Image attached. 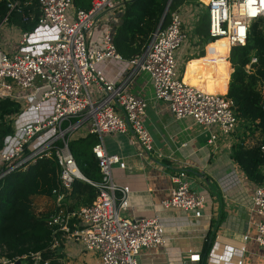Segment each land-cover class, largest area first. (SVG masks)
Masks as SVG:
<instances>
[{
    "label": "built area",
    "instance_id": "2783aa9c",
    "mask_svg": "<svg viewBox=\"0 0 264 264\" xmlns=\"http://www.w3.org/2000/svg\"><path fill=\"white\" fill-rule=\"evenodd\" d=\"M197 2L208 13L212 42L228 40L227 59L234 46L247 44L253 26L264 20V0ZM18 4H10L11 11ZM119 5L117 0H94L92 8L85 10L77 8L74 0H39L37 28L53 27V38L42 49H27L32 34L24 31V47L13 53L0 40V90H6L0 92V98L11 97L23 104L22 112L11 117L13 134L0 150V178L26 170L40 158L54 159L59 167V186L52 192L53 209L48 217V224L54 228V247L65 239L77 240L86 251L98 255L96 262L88 264H141L144 249L167 244V229L160 217L122 215L130 206V187L114 181L113 169H126L127 162L122 155L107 151L102 143L93 149L103 175L100 183H94L98 195L90 205L71 208L74 181L87 180L69 147L75 133H83L85 126L87 134L100 138L132 133L130 142L141 146L140 154L153 150V138L145 124L149 102L140 93H127L140 73L150 75L154 99L165 103L175 119L192 118L204 127L212 146L234 135L243 122L228 94L201 89L181 76L177 54L189 37L183 5L171 13L169 24L153 34L140 55L124 58L117 51L110 28L104 32L101 46H94L90 35L101 15ZM257 61L254 57L247 70ZM110 64L116 67L121 80L108 77L105 67ZM261 89L264 92V77ZM172 179V196L163 200L162 206L204 217L209 192L186 170H180ZM252 203L262 217L256 223L254 239L264 252V184L257 186ZM248 238L246 235L245 240ZM0 253L2 264H20L6 256L7 249H0ZM35 258L38 262L39 254Z\"/></svg>",
    "mask_w": 264,
    "mask_h": 264
},
{
    "label": "crops",
    "instance_id": "0c3cea01",
    "mask_svg": "<svg viewBox=\"0 0 264 264\" xmlns=\"http://www.w3.org/2000/svg\"><path fill=\"white\" fill-rule=\"evenodd\" d=\"M182 11L186 26L195 38L178 51L179 65L186 59L185 66L180 67V73L185 80L204 84L206 75L202 67H196V60H193L201 57H190V52L195 49L200 55L203 52L207 55L209 38L196 33L206 9L197 0H192L182 6ZM114 13L112 11L101 15L100 22L90 35V42L94 46H101L102 36L110 24L120 23L119 15ZM23 32L14 24L1 25L0 40L7 51L13 53L24 47L21 44ZM30 32V42L25 45L28 46L27 49L32 46L42 49L53 38L56 30L53 27H36ZM203 39L207 43L204 48L199 49L195 45ZM229 63L230 72L221 78L225 81L226 92L216 93L229 92L231 74L234 71L230 61ZM105 68L110 79L120 77L113 64ZM189 70L197 71L190 79ZM127 93H140L149 102L145 124L153 138V150L140 154L141 146L130 142L132 133L103 135L99 143L107 151L122 155L127 162L126 169H113L114 181L130 187V206L123 213L130 217L158 216L167 229V244L156 249H144L140 255L141 264H202L200 256L213 220H217L219 224L207 264H239L241 260L243 264H264V252L254 239L256 223L262 219L255 212L252 203L259 185L250 181L231 157L233 144L245 133V124L242 122L234 135L218 146H212L208 143V131L204 127L198 126L189 118L175 119L165 103L154 99V88L148 73H140L128 86ZM21 105L23 107L22 103ZM85 135L87 134L80 133L79 136ZM248 143L252 144L253 140ZM177 170H186L195 182L209 192L210 202L204 217L198 218L181 209L162 206V201L172 196L175 186L172 177ZM118 196L120 198L121 194L118 193ZM73 205L75 202L72 207ZM246 235H249L247 240ZM63 244V264H88L98 260V255L86 251L77 240L65 239ZM220 255L223 256L222 260Z\"/></svg>",
    "mask_w": 264,
    "mask_h": 264
},
{
    "label": "trees",
    "instance_id": "16d2710c",
    "mask_svg": "<svg viewBox=\"0 0 264 264\" xmlns=\"http://www.w3.org/2000/svg\"><path fill=\"white\" fill-rule=\"evenodd\" d=\"M93 1L74 0V4L77 8L90 10ZM169 1L129 0L114 10V14L120 17V23L114 22L109 28L113 32L117 51L124 58L131 59L143 53L159 29ZM189 1L192 0H172L161 28L169 24L173 11ZM17 2L19 4L11 11L10 4ZM6 17L8 23L19 26L23 31H33L40 17L39 0H0V24ZM196 33L210 38L206 11ZM228 49L222 42H212L208 45L206 56L203 52L199 55L201 58L193 60H196V67H202L206 81L223 92H226V84L221 78L229 73L231 62L234 71L228 95L234 100L237 114L246 128L243 137L240 136L233 144L231 157L250 181L261 185L264 182V92L261 89L264 77V20L253 26L245 46L231 49L229 61ZM254 57L258 61L248 71L247 66ZM196 73L189 70L188 79ZM21 108V103L11 97L0 98V150L5 146L6 138L13 134L11 117ZM249 140L253 143L249 144ZM99 142L100 137L95 134L75 137L69 142L70 150L88 180L74 181L71 196L75 205L72 208L90 205L98 195L94 183H100L103 175L93 149ZM58 186V164L47 157L40 158L26 170L14 171L0 178V249H7L6 256L10 260L20 264H63L64 244L54 247V228L48 224L51 212L39 214L34 208L35 197L50 198ZM218 224L217 220L212 221L200 256L202 264H207ZM36 254L40 256L38 262Z\"/></svg>",
    "mask_w": 264,
    "mask_h": 264
},
{
    "label": "rangeland",
    "instance_id": "374dc122",
    "mask_svg": "<svg viewBox=\"0 0 264 264\" xmlns=\"http://www.w3.org/2000/svg\"><path fill=\"white\" fill-rule=\"evenodd\" d=\"M120 3H122V1L121 0H117V4H120ZM73 8H75V6L73 7ZM73 8H71V10H73ZM6 26V25H5ZM8 27V26H7ZM188 33H189V37H188V40H187V43H190L194 38H195V36L193 37V35H192V31H187ZM21 34V33H20ZM193 38V39H192ZM192 39V40H191ZM19 40V39H18ZM191 40V41H190ZM206 43H207V40H205V39H203L199 44H196L195 46H198L199 47V49H201V48H204V46L206 45ZM191 54V55H190ZM190 57L191 56H197V55H200V53H197L196 51H195V49L193 50V51H191L190 52ZM185 64H186V59L184 60V62H183V64L181 63L180 65H179V67H184L185 66ZM228 72H230V70L228 71ZM6 92V90H0V92ZM15 92H17V91H15ZM189 119H191L193 122H194V120L192 119V118H189ZM197 127V126H196ZM201 128V127H200ZM83 133H85V134H87L88 133V127L87 126H85L84 127V130H83ZM80 135V132H77V133H75L73 136L74 137H78ZM207 136H209L208 135V133H207ZM73 202H75L74 201V199H73ZM73 202H72V204H73ZM34 208H35V211L37 212V213H45V212H51V210L53 209V201H52V199H50V198H48V197H45V196H37V197H35V199H34ZM122 215H124L125 216V213H122ZM8 252V251H7ZM4 254V253H3Z\"/></svg>",
    "mask_w": 264,
    "mask_h": 264
},
{
    "label": "bare ground",
    "instance_id": "6f19581e",
    "mask_svg": "<svg viewBox=\"0 0 264 264\" xmlns=\"http://www.w3.org/2000/svg\"><path fill=\"white\" fill-rule=\"evenodd\" d=\"M214 42H216V43L222 42L229 48V43H228V40L226 38H220V39H218L217 41H214ZM185 81L189 82L192 85H196V86H198L201 89L207 90L209 92H213V93H216L217 91L223 92L221 88H218L217 86H213L210 81H206L207 84L206 83H204V84H196V83L192 82L191 80H185Z\"/></svg>",
    "mask_w": 264,
    "mask_h": 264
},
{
    "label": "water",
    "instance_id": "95a60500",
    "mask_svg": "<svg viewBox=\"0 0 264 264\" xmlns=\"http://www.w3.org/2000/svg\"><path fill=\"white\" fill-rule=\"evenodd\" d=\"M171 3H172V0H170L169 3H168V6H167L166 11H165V13H164V16H163V18H162V21H161V23H160L159 29L162 27V24H163L164 19H165L166 15H167V13H168V11H169V8H170ZM212 41H213V40H212L211 38H209V42H212Z\"/></svg>",
    "mask_w": 264,
    "mask_h": 264
}]
</instances>
